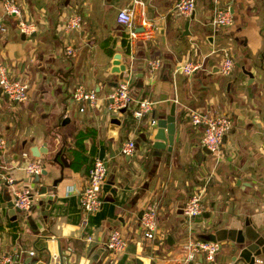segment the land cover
<instances>
[{
  "label": "crops",
  "instance_id": "1",
  "mask_svg": "<svg viewBox=\"0 0 264 264\" xmlns=\"http://www.w3.org/2000/svg\"><path fill=\"white\" fill-rule=\"evenodd\" d=\"M176 1L15 0L21 10L15 15L4 13L0 0V60L28 83L24 101L0 95L5 138L0 172L33 194L29 211H11L12 192L0 175V252L16 253L13 264L182 261L183 243L202 238L201 224L191 218L188 230L181 211L194 191L205 197L204 210L215 201L222 218L234 222L225 225H236L232 218L246 215L264 228V0H196L189 33H184L189 17L174 9ZM122 7L133 12L131 30L117 20ZM218 7L233 9L232 24L212 25ZM74 14L80 24L67 30L66 21ZM19 21L29 24L28 31L20 29ZM118 42L126 66L122 77L110 71ZM67 44L75 48L71 56L65 53ZM224 50L233 57L229 75L219 71ZM154 57L160 65L153 69L149 59ZM188 61L198 65L192 73L177 67ZM115 79L130 80L134 100L125 111L111 112L106 106ZM78 85L96 92L93 105L72 98ZM141 98L153 104L137 118L133 109ZM172 104L181 140L169 158L155 160L147 153L148 139L158 115L168 113ZM192 109L231 116L220 158L195 157L202 129L192 124ZM129 138L135 140V151L123 155L121 145ZM33 145L42 149L38 155L31 152ZM95 157L107 162L102 203L82 223L79 192ZM30 160L42 163L38 174L24 169ZM149 207L157 215L153 238L143 235L139 221ZM113 228H120L127 241L115 256L105 245ZM212 263L244 264L232 261L224 245L214 261L198 253L187 264Z\"/></svg>",
  "mask_w": 264,
  "mask_h": 264
},
{
  "label": "built area",
  "instance_id": "2",
  "mask_svg": "<svg viewBox=\"0 0 264 264\" xmlns=\"http://www.w3.org/2000/svg\"><path fill=\"white\" fill-rule=\"evenodd\" d=\"M196 0H177L174 3V9L183 16L189 17L195 9ZM3 11L6 14L20 15V7L15 0H3ZM132 10L122 7L117 12V20L126 29L131 30L132 27ZM233 22V14L227 7H218L215 9L211 23L213 26H226ZM80 24V16L74 14L70 16L65 24L68 30L72 27H78ZM20 29L28 31V26L24 21H19ZM65 53L69 56L75 53V48L67 44ZM160 65V58L154 57L149 59V66L157 68ZM233 57L224 50L219 64V71L224 75H229L232 71ZM187 73H192L198 67L197 64L190 61L177 66ZM0 87L2 93H6L12 101H24L27 99L28 83L23 78L11 74L9 65L0 60ZM72 98L76 101H88L93 105L96 101V92L93 89H86L82 85L76 86L72 90ZM134 100L130 90V80L124 79L119 81L117 86L108 95L107 109L111 112H120L123 107H127ZM153 102L148 98H141L137 101V106L133 109V115L137 118L143 117L152 108ZM190 119L192 124L201 127L202 134L200 145L206 146L210 150V154L216 159L220 158L223 137L232 126V118L228 113H213L208 110L192 109L190 111ZM154 121V120H152ZM5 147V138L0 134V149ZM135 151V140L127 139L121 145V153L123 155H132ZM28 173L38 174L42 169V163L38 160H30L23 166ZM107 162L95 157L88 168L86 180L79 192V204L84 214L82 223L86 222V215L99 209L102 200L100 197V189L107 176ZM0 175L6 181L7 186L12 192V203L15 208L29 211L32 207L33 194L28 186L16 187L13 178L10 175L1 173ZM205 209V205L201 200V193L194 191L188 195L181 206L182 214L185 218L191 219L194 215L201 213ZM140 226L143 235L146 238H153L157 229V215L154 208L149 207L142 211L140 218ZM87 240H92L90 235L86 236ZM126 237L120 228H113L105 241L106 248L113 256L123 252L126 248ZM184 257L182 261L170 262L168 264H187L200 253L205 260L212 262L219 249L221 243L219 241H211L202 238H189L182 246ZM33 251H30L32 253ZM17 260V254L13 252H0V264H13ZM51 264V263H50ZM52 264H58L54 261Z\"/></svg>",
  "mask_w": 264,
  "mask_h": 264
},
{
  "label": "water",
  "instance_id": "3",
  "mask_svg": "<svg viewBox=\"0 0 264 264\" xmlns=\"http://www.w3.org/2000/svg\"><path fill=\"white\" fill-rule=\"evenodd\" d=\"M231 12L233 9H230ZM194 17L192 13L189 18L184 21V33H189L190 28V19ZM20 32V31H19ZM183 32V31H182ZM21 37L25 38V34L21 32ZM118 47L116 48V53L113 55L111 72L119 73V77H122V72L125 70L126 66L124 63H121V42H118ZM244 73L252 77V72L249 70H244ZM111 85L117 86V79L110 82ZM0 95L8 99L6 93H2L0 87ZM126 107L122 108V111H125ZM177 114L175 113V105L172 104L169 108L168 113H161L156 119V126L153 134L148 139L149 149L147 153L155 160L166 156L169 158L170 154L174 150L175 143L180 142V124L176 122ZM44 145H46L44 143ZM195 157L199 161L200 155L203 153L210 154V150L204 145H197ZM42 149H38V146L33 145L31 147V152L33 155H38ZM44 170H42V173ZM38 176V175H37ZM239 179H237L238 181ZM45 191V187H43ZM43 191V192H44ZM205 200V197L201 198ZM217 203L215 201L210 202V208L203 210L201 213H198L192 217L194 222L201 224L202 233H199L203 239L211 241H223L221 245L226 246L228 251L231 253V260L241 261L244 264H264V228L259 226V224L253 223L252 219L246 215L244 216H235L232 218L236 221V225H225V221L230 223L234 222L231 219H224L220 211L217 209ZM10 210H18L13 206L12 201L8 203ZM232 201L228 203V211L231 209ZM29 221L32 222L31 217L28 216ZM34 223H32L33 225ZM35 226V224H34ZM169 237V236H168ZM58 254L61 256L62 251L60 244L58 243ZM61 259L65 260V257L62 256ZM44 264H50V259H48ZM62 264V262H61ZM215 264V263H212Z\"/></svg>",
  "mask_w": 264,
  "mask_h": 264
},
{
  "label": "rangeland",
  "instance_id": "4",
  "mask_svg": "<svg viewBox=\"0 0 264 264\" xmlns=\"http://www.w3.org/2000/svg\"><path fill=\"white\" fill-rule=\"evenodd\" d=\"M184 219H185V222H186V226H187V228L189 230L191 228L190 225L192 224V222H191L192 220L191 219H187L185 217H184ZM195 237H196V235H195Z\"/></svg>",
  "mask_w": 264,
  "mask_h": 264
}]
</instances>
